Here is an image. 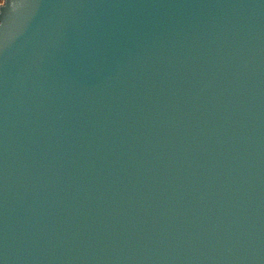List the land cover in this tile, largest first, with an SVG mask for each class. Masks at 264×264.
<instances>
[{
  "label": "water",
  "instance_id": "water-1",
  "mask_svg": "<svg viewBox=\"0 0 264 264\" xmlns=\"http://www.w3.org/2000/svg\"><path fill=\"white\" fill-rule=\"evenodd\" d=\"M0 264H264V0H4Z\"/></svg>",
  "mask_w": 264,
  "mask_h": 264
},
{
  "label": "rangeland",
  "instance_id": "rangeland-1",
  "mask_svg": "<svg viewBox=\"0 0 264 264\" xmlns=\"http://www.w3.org/2000/svg\"><path fill=\"white\" fill-rule=\"evenodd\" d=\"M4 0L1 1L0 5L3 3Z\"/></svg>",
  "mask_w": 264,
  "mask_h": 264
},
{
  "label": "trees",
  "instance_id": "trees-1",
  "mask_svg": "<svg viewBox=\"0 0 264 264\" xmlns=\"http://www.w3.org/2000/svg\"><path fill=\"white\" fill-rule=\"evenodd\" d=\"M2 0H0V3H1Z\"/></svg>",
  "mask_w": 264,
  "mask_h": 264
}]
</instances>
